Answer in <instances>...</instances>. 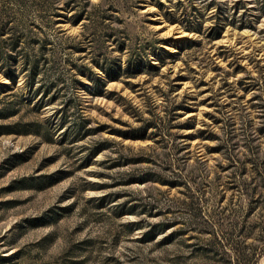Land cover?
I'll return each mask as SVG.
<instances>
[{
	"label": "rangeland",
	"instance_id": "obj_1",
	"mask_svg": "<svg viewBox=\"0 0 264 264\" xmlns=\"http://www.w3.org/2000/svg\"><path fill=\"white\" fill-rule=\"evenodd\" d=\"M263 5L0 0V264H231L250 206L261 250Z\"/></svg>",
	"mask_w": 264,
	"mask_h": 264
},
{
	"label": "trees",
	"instance_id": "obj_2",
	"mask_svg": "<svg viewBox=\"0 0 264 264\" xmlns=\"http://www.w3.org/2000/svg\"><path fill=\"white\" fill-rule=\"evenodd\" d=\"M264 6V5H263ZM261 180L264 183V174H261ZM246 189V188H245ZM248 191V190H246ZM247 193V194H246ZM243 194L249 195L250 199L253 198L254 192H243ZM247 197V196H246ZM261 212L263 214L262 217L264 218V192H261ZM256 200H258L256 198ZM249 212H246L245 215L242 217V222L235 220L230 224V231L228 232H221L219 228L216 226V222L211 220L209 216L205 218V216L202 218V220L205 223V226L209 227L207 233H209V238H207V242L202 244L200 246V254L203 256H208V254L215 253L220 255H226L231 258V264H255L257 261V257L262 255L264 253V246L261 250H256L255 248H252L249 254L247 256L245 255V239L248 238L251 234L250 231H248V218L251 213L254 211V207L250 206ZM256 224V223H255ZM255 224H251V227L255 226ZM257 226L264 231V222H258ZM264 242V233L260 235V238ZM248 253V252H247Z\"/></svg>",
	"mask_w": 264,
	"mask_h": 264
},
{
	"label": "bare ground",
	"instance_id": "obj_3",
	"mask_svg": "<svg viewBox=\"0 0 264 264\" xmlns=\"http://www.w3.org/2000/svg\"><path fill=\"white\" fill-rule=\"evenodd\" d=\"M259 264H263V262L259 263Z\"/></svg>",
	"mask_w": 264,
	"mask_h": 264
}]
</instances>
